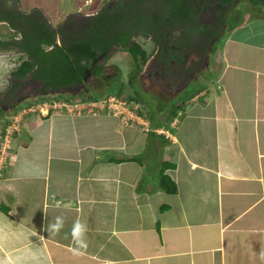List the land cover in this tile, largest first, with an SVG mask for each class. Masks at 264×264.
<instances>
[{
  "label": "crops",
  "instance_id": "0c3cea01",
  "mask_svg": "<svg viewBox=\"0 0 264 264\" xmlns=\"http://www.w3.org/2000/svg\"><path fill=\"white\" fill-rule=\"evenodd\" d=\"M225 1L211 13L218 29L205 13L198 20L194 3L173 4L172 13L187 15V42L203 52L173 88L175 107L199 92L181 104L177 122L162 107L151 115L131 106L26 118L12 157L0 159V204L10 207L0 208V264H264V0ZM144 120L160 132L144 131ZM151 146L162 153L148 166L142 156ZM21 151L43 168L18 171ZM165 162L175 164L165 173L176 193L160 185ZM57 216L64 226L50 235L43 225ZM76 221L87 226L79 253Z\"/></svg>",
  "mask_w": 264,
  "mask_h": 264
},
{
  "label": "rangeland",
  "instance_id": "374dc122",
  "mask_svg": "<svg viewBox=\"0 0 264 264\" xmlns=\"http://www.w3.org/2000/svg\"><path fill=\"white\" fill-rule=\"evenodd\" d=\"M106 1V0H105ZM105 1L103 0H13L12 3L14 4L15 8H19L20 10L32 12L34 9H40L43 11V13L48 18L49 22L52 23L54 28L59 29L60 26L63 27L62 24H60L64 17H66L71 12L78 10H83L86 12L93 13L96 9H98L101 5H105ZM79 7L81 9H79ZM249 11V9H248ZM250 12V11H249ZM251 13V12H250ZM264 14V11L261 12ZM255 14V13H253ZM245 17V15H244ZM243 17V18H244ZM68 31V30H66ZM13 30L7 26L5 23H0V34L2 36L9 37L13 35ZM143 48L147 51V56H151L153 52L155 51V45L151 40L143 39L141 37L137 38V40ZM23 53H2L0 54V107L7 105L5 102L7 101V96L3 95L11 86L12 79L13 81H18L16 78L12 75V70L15 68L16 64L18 63V60L20 56H23ZM196 57L190 58V62L193 61V59ZM220 56L219 53L216 51L213 53L211 64L214 65L215 68H217L216 71L219 70L220 67ZM99 65L103 68V72L100 76H89L88 80L90 82V94H101L102 99L109 98L110 96H116L113 91H117V89H122L125 97L129 96L128 94H134V86L137 87V89H140V98L142 99L139 102H133L127 98H124L120 95H118L115 99V106H119L120 102L122 100L126 101L129 105V107H133L134 109H140L146 111L147 113L150 112L151 115L155 114L157 111V108H163L164 112L161 114V116L164 118L168 115V111H173L175 109L176 101H173L174 99L177 100V93L178 91L176 89L169 90L168 88L156 86L154 87L155 90H153L151 93L144 92V90L141 88V85L147 84L146 78L142 75V71L145 66L144 60H142V57H139V60L136 61L134 59L132 53L128 49L124 48H114L111 55H109L106 59L99 62ZM212 69V68H210ZM218 72L215 73H209L208 78H212L215 80V78L218 76ZM202 75V74H201ZM94 76V77H93ZM202 79V78H200ZM203 82H210L207 78L202 79ZM197 82H192L190 86H197ZM190 86H187L186 89H190ZM33 85H28L27 87H24L20 90V93L18 95L19 98H21L22 103L18 104L14 109H12L9 106H6V109L3 113L0 114V159L3 157L6 159L8 156V152H11L14 150V147H16V137L19 133L25 132V121L28 116L31 114L34 115H42L43 111L46 113L47 111L49 115L52 112H62L65 111L68 114H71L67 111L66 108L60 107L57 105V108L51 107V105H45V101L41 102L42 97L46 98H55L58 101L57 103H63L70 101L68 100L70 97L73 98V102L81 100L83 96H78V92L76 90H64L63 94L65 98L59 99V97H55L56 93L50 94L48 96H42L40 95L36 89H33ZM180 87V86H179ZM33 89V90H32ZM148 91V88H146ZM112 92V95L107 97L106 92ZM146 91V90H145ZM86 91H82L81 95L85 94ZM154 94L158 95L159 98L154 99ZM109 95V94H108ZM105 97V98H104ZM180 97V96H179ZM7 98V99H6ZM179 99V98H178ZM13 100V99H12ZM15 100V98H14ZM60 100V101H59ZM16 101V100H15ZM62 101V102H61ZM28 102H33L32 107H34V110H28L24 108H21V105H25ZM48 102V101H47ZM19 103V102H18ZM4 104V105H3ZM40 105V106H39ZM53 105V104H52ZM158 106V107H157ZM23 107V106H22ZM12 109V110H11ZM119 111H123L124 108L119 106ZM1 111V110H0ZM91 113L85 111L83 114ZM146 118V117H145ZM146 122L147 120H144L143 123H140L141 128L146 131ZM148 127H150L148 123ZM7 131L11 133V136H8L6 138ZM148 132V131H146ZM150 147V146H148ZM149 148V151L146 155L142 156L144 157L143 160L146 162L148 166L156 165V160L161 155V151L157 147ZM29 152V151H27ZM26 151H21V156L19 158V161H17V168L18 171H31V170H41L43 168L42 164V158H38L36 162V157H31L29 154H27ZM31 153V152H30ZM43 153V152H42ZM32 155V153H31ZM12 157V156H11ZM26 157V158H25ZM29 158V162L31 167H26L24 164L27 163L26 159ZM25 159V160H24ZM1 160V161H2ZM42 164V165H41Z\"/></svg>",
  "mask_w": 264,
  "mask_h": 264
},
{
  "label": "trees",
  "instance_id": "16d2710c",
  "mask_svg": "<svg viewBox=\"0 0 264 264\" xmlns=\"http://www.w3.org/2000/svg\"><path fill=\"white\" fill-rule=\"evenodd\" d=\"M12 1L0 0V20L8 22L9 26L15 29L13 34H20L22 38L20 40L0 39V46L16 48L24 54L20 56L18 63L12 70V75L16 79H23L31 75L34 79L42 80L45 86L52 90L69 85L84 84L89 73L95 76L101 75L103 72V68L99 65L101 55L104 52H109L115 45H121L122 48L128 49L136 61L139 60V57L147 59L146 50L138 41L132 40L131 33L127 32L126 28L113 26L118 25L117 21L121 20L123 15L114 17L113 20L110 15L102 11L98 19L90 20L85 36L76 38L74 34L71 36V32L64 28H54L41 12L28 13L16 9ZM59 35L63 36L62 40H58ZM214 50L215 47L212 51ZM169 51L173 53L171 48ZM134 91L135 95L128 94L127 99L139 102L140 89L135 86ZM113 92L118 96L123 93V90L117 89L116 92ZM197 93L199 92L187 93L186 99ZM106 94L108 97L112 95V92L108 91ZM79 95L83 96L81 97L83 100H97L101 97V94H90L89 92ZM55 97L65 98L62 92L56 94ZM54 99L42 97L40 100L47 103V101L52 102ZM72 99L70 97L68 100L73 101ZM185 100L183 99L181 103H178L172 111L170 119L175 118ZM32 104L33 102H28L21 105V108L29 109ZM3 112L4 110L0 111V114ZM148 119L150 122L154 121V117L151 118L150 116ZM151 131L156 134L154 130ZM126 159L132 160L131 157ZM113 160L123 161L120 158H113ZM167 165L175 166L172 162L164 163L160 185L164 191L176 193L178 190L176 182L165 173ZM0 208L6 213L10 211L9 206L0 204Z\"/></svg>",
  "mask_w": 264,
  "mask_h": 264
},
{
  "label": "flooded vegetation",
  "instance_id": "af4514ba",
  "mask_svg": "<svg viewBox=\"0 0 264 264\" xmlns=\"http://www.w3.org/2000/svg\"><path fill=\"white\" fill-rule=\"evenodd\" d=\"M173 1L177 0H106L105 5H101L93 13L83 11L79 7L81 10L76 9L68 14L63 18L60 24L63 25L65 30L71 32V36L74 34L77 38L85 36L90 20L98 19L102 11L110 15V18L113 20L114 17L123 15L122 19L117 21L118 25H113L114 27L126 28L127 32L131 33L132 40H137V38L141 37L151 40L155 45L153 54L147 56L146 60L142 58L145 62L142 75L148 81L145 85L140 83L144 92L151 93L155 90L154 87L156 86L171 89L174 87L178 88L179 86L182 87L183 83H186V80L194 73V69H196V58L191 62L189 61L190 58L192 59L195 57V52L199 53L201 56L203 52L201 53L199 50L195 51L193 46L187 42L189 41L188 34L186 33L187 15L182 16L178 12L172 13L174 8L172 4ZM187 1L197 6L196 13H199L198 20L204 21L202 14L205 13L206 17L213 23V26L217 29L219 28L217 25L218 22H216V20H218L217 17L212 19L211 13L213 14L214 10L224 11L228 6V1L194 0L191 2V0H179V5L183 6ZM166 9L167 16L163 17V11H166ZM33 11H39L46 16L43 11L38 8L32 10V12ZM0 23H5L11 28L5 20H0ZM59 28H62V26ZM11 29L15 32V29ZM21 38L22 36L20 34H13L9 37L0 34V39L2 40H20ZM62 39L63 36L59 35L58 40ZM114 48H122V46L115 45L109 52L102 53L100 60L103 61L111 55ZM170 48L173 53L169 51ZM2 53L22 52L16 48H5L0 46V54ZM203 63H205L204 59ZM92 75V73H89L88 76H86V82L84 84L69 85L60 87L56 90L46 87L42 80L34 79L31 75L23 79H17L18 81L16 82L12 79L10 88L3 94L8 98L7 102H5L7 105L0 107V110H8L6 106L14 109L18 104H21L22 101L18 95L20 90L28 85H33V89L35 88L42 96H48L53 93L58 94L59 92L63 93L64 90H76L78 94H81L84 90L89 92V87L91 85L88 78ZM146 88H148V91Z\"/></svg>",
  "mask_w": 264,
  "mask_h": 264
},
{
  "label": "built area",
  "instance_id": "2783aa9c",
  "mask_svg": "<svg viewBox=\"0 0 264 264\" xmlns=\"http://www.w3.org/2000/svg\"><path fill=\"white\" fill-rule=\"evenodd\" d=\"M117 96H110L109 98L106 99H102V100H97V101H89V100H79L76 102L73 101H67V102H63V103H57L56 101H58L57 99H54V101L52 102H47L45 103V105H51V107H55V109L57 108V105H59L60 107H64L67 109V111L71 114H82L85 111L88 110V112H93L94 114L97 113V110H101V109H105L108 108L109 110H118V107L121 106L124 108L123 111H120V113H124L125 110H129V106L128 103L124 100H122L120 102L119 106H115V102L114 99ZM118 98V97H117ZM60 101V100H59ZM62 102V101H61ZM53 104V105H52ZM40 106V105H39ZM28 110H34V107H30ZM43 112V114H48L49 111H47L46 113L43 111V109L41 110ZM143 123V122H142ZM146 125V131H149V127H148V123L145 124ZM156 131H159L158 129ZM13 135V134H12ZM11 133H9V131H7L6 134V138L8 136H11Z\"/></svg>",
  "mask_w": 264,
  "mask_h": 264
},
{
  "label": "clouds",
  "instance_id": "9594fccd",
  "mask_svg": "<svg viewBox=\"0 0 264 264\" xmlns=\"http://www.w3.org/2000/svg\"><path fill=\"white\" fill-rule=\"evenodd\" d=\"M81 100H83V99H81ZM89 101H95V100H89ZM179 111H180V109L178 110V112ZM178 112H177V115L175 116L174 123L177 122L176 117H178V115H179ZM157 129L158 128H155V129L150 128L149 131L154 130L155 133H159L160 129H158L159 131H156ZM63 226H64L63 217L57 216L55 218L54 222L48 221L47 223H45L43 225V228L50 235H58L60 233V231L62 230ZM86 232H87L86 224H84L80 221L74 222L72 229H71V240H72V244H73L72 251L74 253H79L80 250L87 248V241L85 239Z\"/></svg>",
  "mask_w": 264,
  "mask_h": 264
}]
</instances>
